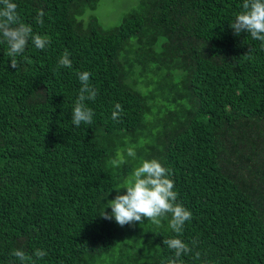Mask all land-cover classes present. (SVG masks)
<instances>
[{
	"label": "trees",
	"instance_id": "1",
	"mask_svg": "<svg viewBox=\"0 0 264 264\" xmlns=\"http://www.w3.org/2000/svg\"><path fill=\"white\" fill-rule=\"evenodd\" d=\"M13 2L51 43L29 41L17 69L0 44V264H20L15 249L45 250L36 264H162L170 216L160 228L100 216L153 158L192 213L179 238L201 259L185 264H264V48L229 27L243 0H138L108 29L78 20L97 0ZM65 50L72 68L58 69ZM83 71L98 95L76 127Z\"/></svg>",
	"mask_w": 264,
	"mask_h": 264
},
{
	"label": "clouds",
	"instance_id": "2",
	"mask_svg": "<svg viewBox=\"0 0 264 264\" xmlns=\"http://www.w3.org/2000/svg\"><path fill=\"white\" fill-rule=\"evenodd\" d=\"M18 5L13 0H0V44L7 45V56L10 58V67L18 68L17 57L21 56L31 41L38 50H46L51 41L47 36L34 34L32 26L20 21L17 11ZM44 11L38 10L36 23L43 26ZM229 27L233 34L238 36L245 32L253 40L260 41L264 48V0H243L241 10L234 14V19ZM70 53L65 50L58 60L57 68H72ZM80 81L79 93L71 111L72 124L79 127L81 124L93 123L94 111L87 106L86 101H94L98 90L89 83L91 73L88 71L77 72ZM122 106L117 103L112 111L111 118L119 122ZM129 156L135 157V152L129 150ZM172 172L162 165L157 159H145L133 169L131 175L116 189L117 195L107 202L100 216L108 221L114 219L116 224L123 227L133 223H143L144 219L150 221L156 228L162 227V221L168 219V228L175 236L164 239L163 245L173 252V255L162 261V264H185L184 256L192 255L199 261L201 253L193 251L196 240L189 243L180 239L185 223L192 219V213L177 202L178 193L174 191V181L170 178ZM123 188L125 192L119 194ZM104 208V209H105ZM11 255L20 261V264H36L47 256L43 249H36L28 255L22 249H15ZM35 257V260L33 259Z\"/></svg>",
	"mask_w": 264,
	"mask_h": 264
},
{
	"label": "rangeland",
	"instance_id": "3",
	"mask_svg": "<svg viewBox=\"0 0 264 264\" xmlns=\"http://www.w3.org/2000/svg\"><path fill=\"white\" fill-rule=\"evenodd\" d=\"M137 4L138 0H97L95 8L85 9L78 20L85 23L94 18L102 29H108L116 26Z\"/></svg>",
	"mask_w": 264,
	"mask_h": 264
}]
</instances>
